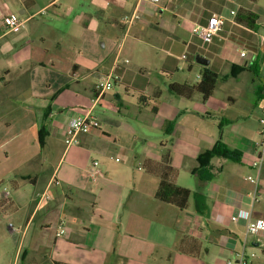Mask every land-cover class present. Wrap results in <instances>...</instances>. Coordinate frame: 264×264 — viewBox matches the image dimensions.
Wrapping results in <instances>:
<instances>
[{
    "label": "crops",
    "instance_id": "0c3cea01",
    "mask_svg": "<svg viewBox=\"0 0 264 264\" xmlns=\"http://www.w3.org/2000/svg\"><path fill=\"white\" fill-rule=\"evenodd\" d=\"M263 1L0 0V22L6 14L23 22L14 31L0 23V223L24 218L5 232L20 235L18 251L52 264H228L247 243L249 264H264V237L232 222L239 211L264 220V166L252 167ZM240 9L259 16L258 29L236 22ZM134 11L140 19L128 28L123 18ZM213 15L224 25L205 45L191 29ZM205 69L218 75L209 99L168 91L198 84ZM109 74L118 80L99 96ZM88 113L101 127L66 147L70 118ZM219 142L227 153L206 163L210 181H198V157ZM166 153L175 184L191 190L183 211L157 200L159 175L145 166ZM93 161L103 173L96 182L84 173Z\"/></svg>",
    "mask_w": 264,
    "mask_h": 264
},
{
    "label": "built area",
    "instance_id": "2783aa9c",
    "mask_svg": "<svg viewBox=\"0 0 264 264\" xmlns=\"http://www.w3.org/2000/svg\"><path fill=\"white\" fill-rule=\"evenodd\" d=\"M147 1L152 5H157L158 0H137V2ZM232 16H235V12H231ZM140 19V15L137 11L132 12L131 14H127L123 18L124 24L130 28L134 22ZM2 26H4L9 31H14L20 28L23 24L20 17L16 14H6L2 17L1 22ZM224 25V19L219 16L213 15L209 18L206 25H195L191 29V33L193 36H196L202 40L205 45H209L213 42L215 36L221 31ZM240 57L246 59L248 54L246 51H240ZM183 59H186V56H183ZM129 63V60L125 61ZM118 80V76L114 74H109L107 77L101 79L96 85V91L99 96L103 95L106 90L111 88L114 82ZM263 101H264V83H263ZM261 115L259 118L260 123V140L256 144L257 147V155L256 159L252 163V167L257 170H261L264 164V105L260 109ZM101 127L99 120L92 116L90 113L86 115H73L68 124L64 135V143L66 147H71L79 144V137L84 134H88L94 130H98ZM116 161H120V159L115 158ZM84 173L94 182L98 181L103 173L100 169V163L98 161H93L89 168L84 170ZM252 183H256L255 179L250 178ZM43 198V197H42ZM41 198V199H42ZM240 220H244L247 225V233L251 236L261 235L264 237V220L254 219L251 214L247 211H239L235 216L232 217L233 222H239ZM64 233L63 228L61 227V231L58 236ZM246 244L244 245L242 251L237 254L236 261H228V264H249L250 258L254 257V254H250L246 250Z\"/></svg>",
    "mask_w": 264,
    "mask_h": 264
},
{
    "label": "trees",
    "instance_id": "16d2710c",
    "mask_svg": "<svg viewBox=\"0 0 264 264\" xmlns=\"http://www.w3.org/2000/svg\"><path fill=\"white\" fill-rule=\"evenodd\" d=\"M235 20L237 23L242 24L251 30H256L259 27V16L249 10L240 9ZM217 80L218 75L216 73L205 69L202 71L201 79L198 84L189 85L174 83L169 85L168 91L171 94L184 98H191L195 94H201L203 99L207 100L213 94L217 85ZM44 135V127H42L40 130L41 146L44 144ZM220 153H227L221 142H219L212 151L201 154L198 157L197 161L200 166L192 170L193 175H195L198 181L208 182L212 179V174L209 171V167L206 165V163L213 155ZM145 166L149 171H154V168H156L159 175L160 184L156 192L157 200L163 203L171 204L179 210H185L189 203L191 190L179 187L175 184L174 178L176 171L171 165L170 153H166L163 156L161 163L153 164L151 161H148L146 162Z\"/></svg>",
    "mask_w": 264,
    "mask_h": 264
},
{
    "label": "rangeland",
    "instance_id": "374dc122",
    "mask_svg": "<svg viewBox=\"0 0 264 264\" xmlns=\"http://www.w3.org/2000/svg\"><path fill=\"white\" fill-rule=\"evenodd\" d=\"M260 1L262 2L263 0H259V2ZM41 17H43V15ZM73 17H75L74 14H70L69 16H66V18H70V19H72ZM53 161L54 160H51L50 162H53ZM0 192L6 193L7 189L4 190V187L0 186ZM20 223L21 225H23L24 223V218H21V216L15 217V219L13 220L9 218H4L0 223V264H52L46 259H41L40 257H36L35 254H32V255L28 254L25 257L24 251L22 252H20V250L18 251V247L20 248V245H19L20 235L18 233L12 232L14 234L13 236L11 235L12 240L8 239V237L5 235V232L6 234L7 233L10 234L11 231L9 228H12L13 230H15ZM40 223H41V217L39 215L37 217V220L35 221V225H38Z\"/></svg>",
    "mask_w": 264,
    "mask_h": 264
},
{
    "label": "water",
    "instance_id": "95a60500",
    "mask_svg": "<svg viewBox=\"0 0 264 264\" xmlns=\"http://www.w3.org/2000/svg\"><path fill=\"white\" fill-rule=\"evenodd\" d=\"M196 62L198 64H201L203 66H208L209 65V60L205 59L204 57H202L201 55H198L196 57Z\"/></svg>",
    "mask_w": 264,
    "mask_h": 264
}]
</instances>
